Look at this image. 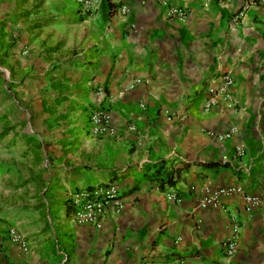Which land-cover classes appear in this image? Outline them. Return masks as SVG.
<instances>
[{
  "label": "crops",
  "instance_id": "0c3cea01",
  "mask_svg": "<svg viewBox=\"0 0 264 264\" xmlns=\"http://www.w3.org/2000/svg\"><path fill=\"white\" fill-rule=\"evenodd\" d=\"M255 1L131 0L123 16L107 0L92 15L75 0H0V264H264V210H244L246 195L264 200ZM176 8L191 15L172 19ZM224 74L231 100L205 111ZM231 125V141L209 136ZM167 174L176 182L161 190ZM109 183L118 198L101 228L74 224L73 192ZM226 186L240 192L200 207Z\"/></svg>",
  "mask_w": 264,
  "mask_h": 264
},
{
  "label": "built area",
  "instance_id": "2783aa9c",
  "mask_svg": "<svg viewBox=\"0 0 264 264\" xmlns=\"http://www.w3.org/2000/svg\"><path fill=\"white\" fill-rule=\"evenodd\" d=\"M102 0H75V4L80 13L84 15H92L98 10V6ZM115 12L121 13L123 16L128 15L130 11L131 0H107ZM264 5V0H256ZM255 1V2H256ZM191 15V10L186 8H176L169 11V16L179 22H184ZM233 85V79L230 74H224L222 84L217 89H209L208 97L204 103V110L210 111L217 109L219 103L217 98L222 97L225 100H231L230 88ZM92 120L96 123L97 128L110 129L109 117L106 114L93 113ZM237 134V129L231 125L225 132H210L209 136L216 141L224 144L231 141ZM237 154L243 152L241 148L236 149ZM167 188V187H166ZM236 192H240L237 186H226L219 188L212 194L204 197L200 201V207L205 208L209 204H215L219 197H228ZM166 199L171 203L179 202L177 193L167 188L165 191ZM118 198V190L113 183L106 185H98L91 188H85L73 192L68 206L71 209V220L78 226H91L99 229L103 224L106 211L111 203ZM116 205V204H115ZM118 210L121 204L117 205ZM264 210V200L255 194H248L244 197V210L251 214L255 210ZM232 235L221 243V252L225 257H233L237 252V237L239 232V221L235 217H231ZM9 237L12 241L18 243L22 250L25 251V243L15 230H9Z\"/></svg>",
  "mask_w": 264,
  "mask_h": 264
},
{
  "label": "trees",
  "instance_id": "16d2710c",
  "mask_svg": "<svg viewBox=\"0 0 264 264\" xmlns=\"http://www.w3.org/2000/svg\"><path fill=\"white\" fill-rule=\"evenodd\" d=\"M158 164H159V166H160V165H161V166H164V165H165V162L162 161V162H160V163H158ZM175 182H176V181L173 179L172 175H171V174H167V175H166V179H165L164 181H162L161 184H160V189H161V190H164L163 183H164L165 185H167V186H174Z\"/></svg>",
  "mask_w": 264,
  "mask_h": 264
},
{
  "label": "rangeland",
  "instance_id": "374dc122",
  "mask_svg": "<svg viewBox=\"0 0 264 264\" xmlns=\"http://www.w3.org/2000/svg\"><path fill=\"white\" fill-rule=\"evenodd\" d=\"M5 27V26H4Z\"/></svg>",
  "mask_w": 264,
  "mask_h": 264
}]
</instances>
